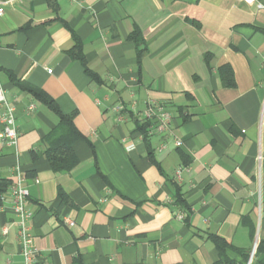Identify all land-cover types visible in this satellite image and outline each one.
I'll use <instances>...</instances> for the list:
<instances>
[{
    "label": "crops",
    "instance_id": "crops-1",
    "mask_svg": "<svg viewBox=\"0 0 264 264\" xmlns=\"http://www.w3.org/2000/svg\"><path fill=\"white\" fill-rule=\"evenodd\" d=\"M76 38L96 77L70 56ZM30 87L74 114L68 172L44 154L59 117ZM0 88L19 131L0 143V174L26 178L36 264H214L215 235L236 264H262L264 0H14L0 17ZM150 99L172 112L181 147L148 134ZM18 223L2 200L0 264H24Z\"/></svg>",
    "mask_w": 264,
    "mask_h": 264
},
{
    "label": "built area",
    "instance_id": "built-area-1",
    "mask_svg": "<svg viewBox=\"0 0 264 264\" xmlns=\"http://www.w3.org/2000/svg\"><path fill=\"white\" fill-rule=\"evenodd\" d=\"M14 0H0V17L6 12L7 5ZM247 3H253L255 0H244ZM51 71V70H50ZM0 95L3 97V89L0 88ZM4 109L0 111L3 121L5 123L3 130L0 132V143L16 146L19 139V131L16 127L15 119V105L7 102H3ZM31 106L30 109H33ZM116 111L120 112L117 117L118 121L123 120V107L117 106ZM140 119L147 123L148 134H156L162 138L161 143L158 146L159 150H163L167 147L168 141H174L175 145L181 147L183 141L175 132L173 125V114L163 101H157L150 99L147 102L146 108L141 112ZM183 167L177 169L176 175L180 178V174ZM28 189L26 186V178L24 177L21 168H17V174L15 180L9 185L7 190L2 195V200L10 198L13 203V209L19 217L18 223V239L20 245V252L23 256L24 264H36L38 260V253L34 246V237L31 228L28 224L29 220L33 216V213L28 209L26 200L28 197ZM179 217L183 218L184 213H179ZM65 222L70 225H74V221L66 219ZM7 232V229H4ZM257 243L254 246L252 255L255 254Z\"/></svg>",
    "mask_w": 264,
    "mask_h": 264
},
{
    "label": "trees",
    "instance_id": "trees-1",
    "mask_svg": "<svg viewBox=\"0 0 264 264\" xmlns=\"http://www.w3.org/2000/svg\"><path fill=\"white\" fill-rule=\"evenodd\" d=\"M51 1L53 3L54 0H50V2ZM133 39L136 41L138 47H140L141 44L145 45L144 39L140 38L137 31L133 34ZM145 53L146 48L139 50V61H141ZM70 54L72 58H76L82 62L88 74L92 77H96V74L89 68L85 55L82 53V43L79 39L76 38V44L70 51ZM28 89L56 112L59 117V122L56 127L44 139V143L46 144L44 154L51 162L52 169L56 172H68L72 170L78 163V158L73 151V144L82 137V134L74 124V114L63 113L54 98L44 91L31 87ZM10 183V180L4 178L0 174V204L2 203V195L9 187ZM176 198V200L183 203L180 194H177ZM213 238L220 253L219 260L214 264H236L226 252L227 248L232 247L231 244L220 236L215 235ZM256 255L263 256L261 262L264 264V237L258 242Z\"/></svg>",
    "mask_w": 264,
    "mask_h": 264
}]
</instances>
